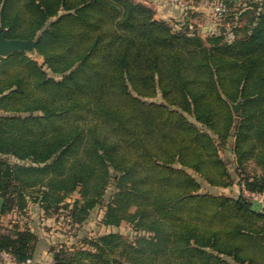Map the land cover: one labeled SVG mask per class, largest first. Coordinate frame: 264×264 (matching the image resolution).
Instances as JSON below:
<instances>
[{
    "label": "trees",
    "instance_id": "obj_1",
    "mask_svg": "<svg viewBox=\"0 0 264 264\" xmlns=\"http://www.w3.org/2000/svg\"><path fill=\"white\" fill-rule=\"evenodd\" d=\"M155 14L139 0H0L6 38L33 44L0 55V213L36 202L68 210L72 229L103 208L106 231L52 245L51 264H264V209L243 190L264 193V0L207 35ZM38 243L0 223L17 261Z\"/></svg>",
    "mask_w": 264,
    "mask_h": 264
},
{
    "label": "crops",
    "instance_id": "obj_2",
    "mask_svg": "<svg viewBox=\"0 0 264 264\" xmlns=\"http://www.w3.org/2000/svg\"><path fill=\"white\" fill-rule=\"evenodd\" d=\"M151 6L156 14L155 18L169 21L176 28L183 27L186 31H201L207 35L209 30L215 29L214 21L210 20L212 10L210 11V3L208 0H139ZM212 1V0H211ZM202 25V28H201ZM15 217L14 223H18L21 227L28 226L35 231L39 237L38 247L34 257V264H51L53 262V252L51 246L57 243H69V237L59 236L58 231H66L61 225V221L56 216H47L45 211L37 208V211L29 210L27 215L22 210L16 209L10 213L1 214L2 217ZM65 226V225H64Z\"/></svg>",
    "mask_w": 264,
    "mask_h": 264
},
{
    "label": "rangeland",
    "instance_id": "obj_3",
    "mask_svg": "<svg viewBox=\"0 0 264 264\" xmlns=\"http://www.w3.org/2000/svg\"><path fill=\"white\" fill-rule=\"evenodd\" d=\"M212 1L210 0L209 1L210 3H207V4H210L209 5L211 8L210 11L212 10V12H211L212 15H209V16H212L210 18V20L214 21V23L216 24L215 26H217L220 21L218 20L219 18L213 12ZM226 1L232 2L230 6L233 8V10L246 11V9L251 8V5L253 3L260 1V0H226ZM201 28H202V25H201ZM227 37L231 38L232 35L231 36L227 35ZM33 56L39 62L42 63L43 59L40 56H38L36 54H33ZM236 103H238V102H236ZM239 103L241 104L240 101H239ZM239 107H240V105H239ZM10 159L12 162L25 164V165L30 164L29 161H20L15 157H10ZM202 183H203V190H208V191H211L213 193H225V194L234 195V196L239 194V192L241 191V187L243 186V184L240 185L239 183H235L231 187H212L209 184H207L206 182H202ZM26 189L29 190L28 187H26ZM112 193H113L112 189L108 188L105 192V198L108 199ZM81 198H82L81 190L76 189L72 194H70L68 196V201H70V202L74 201L75 202L78 200H82ZM248 198L252 201L253 207H255L256 209H259V210L264 209V200L262 202H260L259 200H255L252 197L248 196ZM37 208H39V204L35 202L32 205L29 204L28 211L32 210V212H35V211H37ZM103 211H104L103 208L97 207V209H95L92 212L91 216L84 222V224L82 226H80L81 228L74 227L72 229H69V227L68 228L66 227V225H67L66 222L68 221V219H67L68 210L67 211L62 210L61 212H59L60 213L59 216L56 215V217L61 221V223H62L61 225H63L62 227L64 229H66V228L67 229H66V231L64 230L63 232L58 231L59 236H61V237L64 236L65 237L64 239H66V237H69L68 241H69L70 245H72V244H80V242H81L80 239H83L86 236L92 237V236H95L101 232H105L106 229L99 223L100 218L102 217ZM1 219H2V220H0L1 224L9 226L11 224H14L13 220H15V217L6 216L5 218L2 217ZM118 229L121 230L122 233H124L127 236L132 237V235H133V230H132L130 224H128L126 222H123ZM63 243H65V242H63Z\"/></svg>",
    "mask_w": 264,
    "mask_h": 264
},
{
    "label": "built area",
    "instance_id": "obj_4",
    "mask_svg": "<svg viewBox=\"0 0 264 264\" xmlns=\"http://www.w3.org/2000/svg\"><path fill=\"white\" fill-rule=\"evenodd\" d=\"M212 9L214 14L218 16L233 11V8L226 2V0H213ZM203 29L207 30L206 27H203L202 30L200 31L202 34H203ZM243 190L247 196L252 197L255 200H259L260 202L264 200V193L249 191L244 186H243ZM0 259L2 264H34V260L32 258L27 259L25 262L17 261L15 256L7 250H0Z\"/></svg>",
    "mask_w": 264,
    "mask_h": 264
},
{
    "label": "water",
    "instance_id": "obj_5",
    "mask_svg": "<svg viewBox=\"0 0 264 264\" xmlns=\"http://www.w3.org/2000/svg\"><path fill=\"white\" fill-rule=\"evenodd\" d=\"M33 44L29 40L21 39H9L6 38L5 32L2 27H0V55L7 56L13 52L22 51L26 49H31ZM240 103H233L232 106L234 109H239ZM4 204V199L0 197V209H2Z\"/></svg>",
    "mask_w": 264,
    "mask_h": 264
}]
</instances>
